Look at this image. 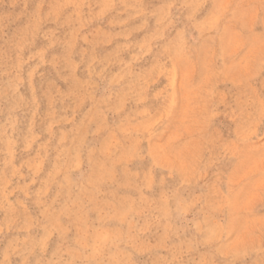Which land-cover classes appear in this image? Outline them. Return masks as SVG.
<instances>
[{
    "label": "rangeland",
    "instance_id": "1",
    "mask_svg": "<svg viewBox=\"0 0 264 264\" xmlns=\"http://www.w3.org/2000/svg\"><path fill=\"white\" fill-rule=\"evenodd\" d=\"M0 264H264V0H0Z\"/></svg>",
    "mask_w": 264,
    "mask_h": 264
}]
</instances>
